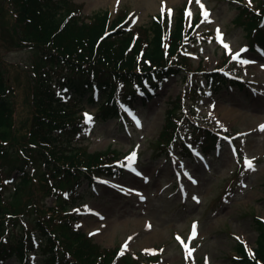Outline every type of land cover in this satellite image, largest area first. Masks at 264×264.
I'll use <instances>...</instances> for the list:
<instances>
[{
    "label": "rangeland",
    "instance_id": "obj_1",
    "mask_svg": "<svg viewBox=\"0 0 264 264\" xmlns=\"http://www.w3.org/2000/svg\"><path fill=\"white\" fill-rule=\"evenodd\" d=\"M71 1L82 5L81 20L88 24L106 13L111 20L128 15L115 22H126L130 27L148 31L153 17L167 18V14L172 23L178 20L183 27L197 23L196 31L190 30L187 35L200 38L207 34L208 37L198 40L188 51L189 62L199 70H213L218 64L231 61L230 68L251 86L248 90L222 86L191 99L194 97L188 94L191 85L182 76H176L143 105L134 102V109L124 110L123 116L111 113L107 119L103 114L98 115L99 106L89 103L83 95L80 106L92 121L81 145L88 154L107 149L117 151L125 157L127 167L124 175L102 178L95 187L84 183L80 189L83 198L66 205L71 212L80 213L79 228L84 235L91 234L93 241L106 250L124 249L127 243L124 250L129 257L121 264H147L146 251L151 250L154 253L162 250L159 264H187L188 261L235 264L233 256L237 255L239 243L257 245V215L264 218V131L260 129L264 125V49L247 48L257 36L236 16L245 4L259 9L264 6V0H200V4L196 0ZM17 2L0 0V35L9 34L7 29L14 17L10 9L16 11ZM184 8L188 12L183 14ZM56 10L59 23L67 10L63 5ZM204 10L209 13L207 21L202 14ZM1 49L8 63L19 64L7 67L11 72L7 76L16 83L13 89L16 92L9 99L18 108L17 125L12 127V134L18 138L32 114L31 102L37 92L39 72L50 68L44 63L41 65L37 53L30 48L7 49L3 45ZM241 49L244 51L240 52ZM228 52L229 61L225 59ZM237 52L239 59H233ZM245 60L248 63H242ZM201 83L208 88L205 81ZM183 93L187 97L188 115L178 105ZM190 121L217 129L229 138H223L221 145L210 151L196 147L191 156L182 154L180 144H175L171 153L165 152L166 127L178 123L193 127ZM133 152L136 160L129 164L126 158ZM245 158L253 161L255 170L246 167ZM42 173V168L32 172L31 179L18 188L20 173L4 169L0 175L1 199L7 200L6 206H24L22 203H29L32 198L53 206L56 197L40 194L44 190ZM9 180L14 183H7ZM193 225H196L194 236ZM31 256L33 264H44L39 252ZM16 258L12 256L6 264H20Z\"/></svg>",
    "mask_w": 264,
    "mask_h": 264
},
{
    "label": "trees",
    "instance_id": "obj_2",
    "mask_svg": "<svg viewBox=\"0 0 264 264\" xmlns=\"http://www.w3.org/2000/svg\"><path fill=\"white\" fill-rule=\"evenodd\" d=\"M16 5V11L10 9L14 17L7 29L9 34L0 35V175L4 169L20 172V188L31 179L32 172L42 168L44 190L40 194H54L57 202L47 206L32 198L29 203L23 202L24 206H6L7 200L1 199L0 179V264L12 255L24 264V257L27 260L29 251L36 247L44 264H121L129 255L121 254L120 248L105 250L74 228L73 220L79 217L66 207L78 199L77 192L84 181L123 173L120 165L108 162L115 163V151L86 153L81 141L87 124L81 110L75 107L80 105L78 98L87 94L90 101H95L94 94L98 93L104 99L99 102L100 115L110 117L122 95L133 100L140 93L145 100L166 78L183 72L186 77L189 67L182 52L185 27L177 20L168 40L170 26L168 22L162 23L161 18H152L150 31L125 30L115 24L109 26L107 13L91 24L86 23L81 20L80 9L70 0H18ZM59 5L67 10L66 17L70 12L71 15L58 23ZM260 8L263 14L264 6ZM240 11L237 17L244 20L246 28L255 29L256 41L264 44V27L258 21L261 15ZM3 45L7 49L30 48L37 53L41 65L50 68L39 72L32 114L18 138L12 134L18 108L9 99L16 92V83L7 76L11 73L7 67L19 64L4 59ZM231 72L229 66L208 71L203 77L216 88H243L245 84L233 80ZM125 90L128 92L124 93ZM182 130L166 127L165 151L176 138L179 141ZM106 154H112L111 159H106ZM63 184L69 187L64 188ZM17 228L20 232L14 230ZM257 229L255 257L239 243L235 264H264L261 220Z\"/></svg>",
    "mask_w": 264,
    "mask_h": 264
},
{
    "label": "snow or ice",
    "instance_id": "obj_3",
    "mask_svg": "<svg viewBox=\"0 0 264 264\" xmlns=\"http://www.w3.org/2000/svg\"><path fill=\"white\" fill-rule=\"evenodd\" d=\"M190 2H191V0H190ZM196 2H197L198 4H200V0H196ZM200 6H201V8L203 9L204 6H203L202 4H201ZM202 14H203L204 20L207 21V20H208V17H209V13H208L206 10H204ZM188 16H189V18L191 17V12L188 13ZM217 33H218V34L220 33V30H219V29H217ZM220 38H221V41H222V40H223L222 35H221ZM224 47H225L226 49L229 48V46H228L227 44H224ZM229 51H230V49H229ZM243 51H244V49H241V50H240V52H243ZM239 55H240V53L237 52V53L233 56V59H239ZM242 63H248V61L245 60V61H242ZM85 117H86V121H87V122H91V121H92V117H91L90 115H88L87 113L85 114ZM137 124H138V126H139V121H137ZM260 129H261V131H264V125H261V126H260ZM233 153L235 154V149H233ZM126 159L128 160L129 164L134 163L135 160H136V153L133 152V153H132L129 157H127ZM244 163H245V165H246V167H247L248 169H250V170H255V169H254L253 161H252L251 159H247V158H245ZM180 166L183 167V164H181ZM193 182L195 183V181H193ZM193 199H194V200H197V202H199V201H198V198L193 197ZM195 231H196V225H193V236L195 235ZM177 239L179 240L180 238L177 237ZM237 239H239V237H237ZM181 243H183V241H181ZM123 247H124V249L126 250L127 247H128L127 243H126ZM185 247L187 248V245H185ZM121 254H123V252H122ZM188 255H189V256L191 255V250L188 251Z\"/></svg>",
    "mask_w": 264,
    "mask_h": 264
},
{
    "label": "bare ground",
    "instance_id": "obj_4",
    "mask_svg": "<svg viewBox=\"0 0 264 264\" xmlns=\"http://www.w3.org/2000/svg\"><path fill=\"white\" fill-rule=\"evenodd\" d=\"M105 1V0H104Z\"/></svg>",
    "mask_w": 264,
    "mask_h": 264
}]
</instances>
